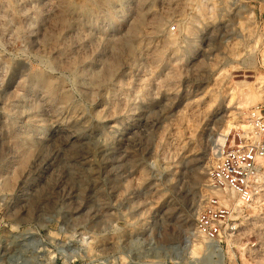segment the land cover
I'll return each mask as SVG.
<instances>
[{"label":"rangeland","instance_id":"374dc122","mask_svg":"<svg viewBox=\"0 0 264 264\" xmlns=\"http://www.w3.org/2000/svg\"><path fill=\"white\" fill-rule=\"evenodd\" d=\"M262 98L264 0H0V264H211L209 170Z\"/></svg>","mask_w":264,"mask_h":264},{"label":"built area","instance_id":"2783aa9c","mask_svg":"<svg viewBox=\"0 0 264 264\" xmlns=\"http://www.w3.org/2000/svg\"><path fill=\"white\" fill-rule=\"evenodd\" d=\"M248 128L222 148L209 170V192L195 228L214 248L211 264H264V104Z\"/></svg>","mask_w":264,"mask_h":264},{"label":"bare ground","instance_id":"6f19581e","mask_svg":"<svg viewBox=\"0 0 264 264\" xmlns=\"http://www.w3.org/2000/svg\"><path fill=\"white\" fill-rule=\"evenodd\" d=\"M111 64V63H110ZM113 66V65H112ZM113 70V69H112ZM34 76V75H33ZM39 77H41V75H39ZM43 78V76H42ZM44 80V79H43ZM50 81V80H48ZM52 83V82H51ZM243 95H246L247 99L245 102L243 101H240V104H243V105H249L250 103L252 102H255L258 100V96L255 94V92H252V91H249L247 93H243ZM245 98V97H244ZM263 100V98H262ZM264 101V100H263ZM239 104V105H240ZM232 128H235V129H238L240 128L241 130H246L248 128V119H247V116H246V113L244 114V116L242 118H235L233 119L232 121H229L225 126L224 128L222 129V136L223 138L221 137V145L223 146L224 145V141H225V137L229 134L230 130ZM234 141L232 140L231 143H233ZM219 152V151H218ZM197 250V249H196ZM194 251H195V248H194Z\"/></svg>","mask_w":264,"mask_h":264}]
</instances>
